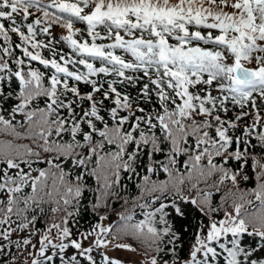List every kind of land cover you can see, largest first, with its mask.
<instances>
[{
    "label": "snow or ice",
    "instance_id": "snow-or-ice-1",
    "mask_svg": "<svg viewBox=\"0 0 264 264\" xmlns=\"http://www.w3.org/2000/svg\"><path fill=\"white\" fill-rule=\"evenodd\" d=\"M113 250L264 264V0H0V264Z\"/></svg>",
    "mask_w": 264,
    "mask_h": 264
},
{
    "label": "trees",
    "instance_id": "trees-1",
    "mask_svg": "<svg viewBox=\"0 0 264 264\" xmlns=\"http://www.w3.org/2000/svg\"><path fill=\"white\" fill-rule=\"evenodd\" d=\"M173 2H175V0H173ZM78 27H82L81 25H77ZM54 35L59 38L62 34H66L64 32L63 29H60V28H55L54 30ZM58 48H62L63 50L67 51V47L66 45L64 44H60V45H57ZM26 142V141H25ZM257 151H259V149H257ZM250 165H251V160L249 161V168L246 169V171L248 172L249 176L252 177L253 176V173L251 172V168H250ZM255 186V181L254 179H250L249 181L247 182H242L241 183V187L243 189H249V188H252ZM227 189H223V191L221 193H218L215 197H214V200L216 203H219L220 202V197L221 195H223V192H226ZM121 203L122 202H114L113 203V208L115 209V211H109L108 215H109V219L104 221V224L107 226L108 224H115L117 222V219H118V213L122 212L124 209L121 207ZM228 204H231V199H229L228 201ZM231 210V209H229ZM137 218L139 219V215H137ZM95 218L91 216L90 213L86 214L84 218L81 219L80 221V228L81 230H83L84 228H87L90 226V223L94 220ZM37 227L38 228H43L44 227V223H43V220L41 221H38L37 223ZM186 241L189 239V237H185ZM97 259H99V257H97Z\"/></svg>",
    "mask_w": 264,
    "mask_h": 264
},
{
    "label": "rangeland",
    "instance_id": "rangeland-1",
    "mask_svg": "<svg viewBox=\"0 0 264 264\" xmlns=\"http://www.w3.org/2000/svg\"><path fill=\"white\" fill-rule=\"evenodd\" d=\"M109 255L114 257V258H117V259L124 261L125 264H132L133 261H135L136 264H138V262H139L138 257L134 256L133 254L127 253L125 251H122V250L110 251Z\"/></svg>",
    "mask_w": 264,
    "mask_h": 264
}]
</instances>
